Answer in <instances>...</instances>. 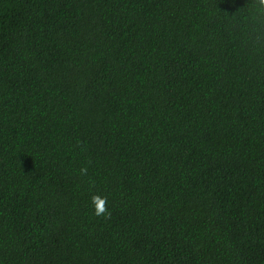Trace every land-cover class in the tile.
<instances>
[{
  "label": "trees",
  "instance_id": "1",
  "mask_svg": "<svg viewBox=\"0 0 264 264\" xmlns=\"http://www.w3.org/2000/svg\"><path fill=\"white\" fill-rule=\"evenodd\" d=\"M0 264H264L260 0H0Z\"/></svg>",
  "mask_w": 264,
  "mask_h": 264
},
{
  "label": "clouds",
  "instance_id": "2",
  "mask_svg": "<svg viewBox=\"0 0 264 264\" xmlns=\"http://www.w3.org/2000/svg\"><path fill=\"white\" fill-rule=\"evenodd\" d=\"M260 7L261 9H264V0H260ZM80 171L82 174H86L87 169L82 167ZM90 202L93 208L94 215L101 216L107 214V209L105 208L107 197L94 193L90 197Z\"/></svg>",
  "mask_w": 264,
  "mask_h": 264
}]
</instances>
